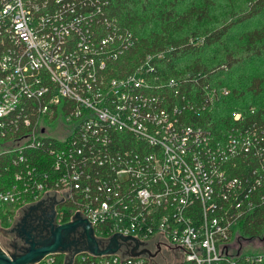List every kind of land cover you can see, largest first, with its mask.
I'll return each instance as SVG.
<instances>
[{
	"label": "built area",
	"instance_id": "2783aa9c",
	"mask_svg": "<svg viewBox=\"0 0 264 264\" xmlns=\"http://www.w3.org/2000/svg\"><path fill=\"white\" fill-rule=\"evenodd\" d=\"M108 6L0 0V156L16 168L0 212L14 223L55 198L60 223L81 213L99 238L131 236L116 253L29 264L262 262L264 253L231 254L233 229L257 208V131L235 125L214 137L190 119L193 103L166 93L179 81L148 77L153 55L115 75L134 39ZM0 226L9 228L1 217ZM135 240L145 253L131 254Z\"/></svg>",
	"mask_w": 264,
	"mask_h": 264
},
{
	"label": "trees",
	"instance_id": "16d2710c",
	"mask_svg": "<svg viewBox=\"0 0 264 264\" xmlns=\"http://www.w3.org/2000/svg\"><path fill=\"white\" fill-rule=\"evenodd\" d=\"M104 1L109 2L108 12L134 39L133 47L119 58L115 75L133 71L140 63L146 64L148 56L153 55L146 64V69H150L148 77L165 83L172 79L179 81L178 92L168 89L166 93L175 102L193 103L197 110L190 111V119L210 130L214 137H224L235 125L243 127L244 131H257V180L260 181L257 182V208L237 223L232 236L239 233V242L260 238L264 234V165L258 151L264 150V98L261 97L264 76L248 78L234 73L238 67H247L264 58V0H251L246 10L235 9L234 2L227 0L220 7L235 18L205 33L199 29L202 23L212 21L216 0L194 3L183 12L163 8L165 4L156 0L155 22H151L154 14L146 0ZM195 20L196 25L188 28ZM235 27L241 29L240 32L235 31ZM219 47L225 49L223 58L219 56ZM237 112L242 113L241 120L235 119ZM247 163L256 165L250 160ZM6 166V158L0 156V189L15 183L16 168L10 164V169L5 170ZM0 217L4 227L11 226L7 215L0 212ZM69 219L70 214H67L64 221ZM244 257L240 255L237 264H242ZM62 259L60 256L59 262ZM219 264L231 263L223 261ZM245 264H264V260Z\"/></svg>",
	"mask_w": 264,
	"mask_h": 264
},
{
	"label": "water",
	"instance_id": "95a60500",
	"mask_svg": "<svg viewBox=\"0 0 264 264\" xmlns=\"http://www.w3.org/2000/svg\"><path fill=\"white\" fill-rule=\"evenodd\" d=\"M55 200V198H53ZM45 199L30 204L22 209L18 221L12 228H2L11 233H15L28 246L20 253L5 252L0 246V264H29L34 263L46 255L65 253L67 258L75 254L89 252L96 256L116 253L121 247V240L127 241L131 236L114 234L109 239L99 238L95 235L94 228L88 218L81 213H76L70 221L57 224L55 223L56 210L52 209L50 218L44 212ZM57 203V201H55ZM44 209V210H43ZM36 210H42L45 218L41 222L33 224L32 220L37 216ZM132 249V255L145 253L147 250H139V241ZM13 248L15 246L13 245ZM149 252V251H148ZM71 259L68 264L71 263Z\"/></svg>",
	"mask_w": 264,
	"mask_h": 264
},
{
	"label": "rangeland",
	"instance_id": "374dc122",
	"mask_svg": "<svg viewBox=\"0 0 264 264\" xmlns=\"http://www.w3.org/2000/svg\"><path fill=\"white\" fill-rule=\"evenodd\" d=\"M160 2L164 3L165 5L163 8H175V10H180L179 12L187 11L192 4L197 3L201 4L203 0H159ZM251 0H230L229 2H234V8L239 9V8H244L245 10L247 9L248 3H250ZM156 0H146L147 6L149 10L154 14V17L151 18V22L156 21V11L153 8H156L154 6V3ZM227 3V0H216L214 2V17L212 21H207L201 24L200 26V32L205 33L206 31H210L214 28H217L221 25H223L226 21H231L235 17L233 15H229L226 10H222L220 6H224ZM250 5V4H249ZM231 6V5H229ZM238 16V15H237ZM196 25V20L191 23L188 28L194 27ZM241 29L238 27H235V31L240 32ZM204 37V36H203ZM237 45L239 44L238 41L235 42ZM220 53L219 56L220 58H223L226 54L224 47H219ZM244 57V56H243ZM234 75L239 76V75H246L248 78H251L252 76H264V58L260 60L254 61V63H251V65L243 68H237V71L234 73ZM259 97V96H258ZM257 97V99H258ZM264 98V93L261 96ZM259 97V98H261ZM3 147V146H2ZM1 149V147H0ZM1 227V226H0ZM2 233V234H1ZM5 233V230L0 231V243L5 241V238L2 236ZM239 234V233H238ZM238 234L233 237V241L235 242V245L233 246L231 250L232 255H237L238 250L242 252V254H252V253H263L264 252V234L260 238H254V239H244L242 242H239L238 240ZM3 244V243H1ZM7 248V247H5Z\"/></svg>",
	"mask_w": 264,
	"mask_h": 264
},
{
	"label": "flooded vegetation",
	"instance_id": "af4514ba",
	"mask_svg": "<svg viewBox=\"0 0 264 264\" xmlns=\"http://www.w3.org/2000/svg\"><path fill=\"white\" fill-rule=\"evenodd\" d=\"M55 201H57V200H54L53 198H48L44 201L43 208L46 210V212H44V213L49 214V215L45 218V214H43L42 210H36L38 215L35 216V218L32 220L33 224H36L37 222L43 221L44 218H45V220L49 219L50 215L52 214V209L54 208V206H55V210H56L55 223L60 224L58 212H57V204L58 203H56ZM21 214H22V212H21ZM20 215L15 220V222L11 224L10 228H12V225L18 221ZM2 236L5 238V241L1 242V243H3L1 245V247H7L8 251L11 253L20 254L25 250V247L28 246L20 238L16 237L15 233H11L9 231V229H8V231L5 230V233ZM104 242H105V240H104ZM13 245L15 246V248H13ZM137 249L141 250L140 247Z\"/></svg>",
	"mask_w": 264,
	"mask_h": 264
}]
</instances>
